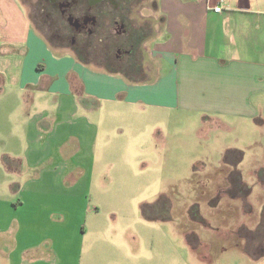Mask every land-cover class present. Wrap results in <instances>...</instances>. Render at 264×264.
I'll list each match as a JSON object with an SVG mask.
<instances>
[{
	"label": "crops",
	"instance_id": "obj_1",
	"mask_svg": "<svg viewBox=\"0 0 264 264\" xmlns=\"http://www.w3.org/2000/svg\"><path fill=\"white\" fill-rule=\"evenodd\" d=\"M141 4L142 19L131 22L142 28L141 49L130 60L119 59L125 67L117 71L111 62L89 68L92 61L79 53L75 57L67 47L51 54L21 3L0 0V106L14 102L15 95H29L17 99L24 113L9 116L11 131H0V167L14 189L0 196V264H69L75 256L65 215L54 228L46 203L54 200L67 208L78 196H38L37 191L62 186L72 193L94 183L100 157L95 145L107 125L101 122L111 119L100 113L103 103L243 123L261 139L253 148L264 152V0ZM217 5L220 13L213 11ZM24 105L35 112L26 117ZM3 156L16 163L13 169ZM259 179L264 181V171ZM244 187L246 196H230L241 201L240 209H233L241 216L239 247L248 264H264V207L255 211L245 205L252 191ZM101 232L110 234L112 228L88 229L92 240L78 250L79 261Z\"/></svg>",
	"mask_w": 264,
	"mask_h": 264
},
{
	"label": "rangeland",
	"instance_id": "obj_2",
	"mask_svg": "<svg viewBox=\"0 0 264 264\" xmlns=\"http://www.w3.org/2000/svg\"><path fill=\"white\" fill-rule=\"evenodd\" d=\"M18 1L48 45V52L68 50L61 49L69 48L61 38L68 35L64 34L67 28L54 13L51 20L45 18L42 10L49 9L43 0ZM141 5L131 12V22L136 25L142 19L138 14ZM49 21L54 26L50 27ZM55 28L63 34L55 37L51 34ZM107 48L104 39L95 41L86 55L81 53L86 61H92L87 67L94 68L93 62L102 64L105 50L114 68L123 69L124 63L113 56L115 49ZM25 97L29 95H15L14 102L0 106V131H11L9 116L23 115L17 99ZM24 107L26 117L35 112ZM100 113L111 119L101 122L107 125L101 127L95 145L100 157L94 183L72 193L62 186L37 191L38 196H78L67 208L54 200L46 203L54 228L61 216L66 217L68 243L75 252L69 264H84L86 260L88 264H248L236 234L241 216L237 218L233 210L240 209L241 201L230 196H245L246 186L252 192L245 205L255 211L260 205L264 207V181L259 179L264 171V152L253 148L261 139L246 124L205 121L196 114L105 103ZM25 119L19 122L20 127L26 124ZM3 162L12 169L16 164L8 157ZM238 175L245 184L241 187ZM4 176L0 167V196L14 191ZM211 199V205L218 207L210 205ZM210 210L219 213L208 215ZM147 214L156 218L144 217ZM92 226L100 230L110 227L112 233H97L96 246L79 261L78 250L92 240L87 234Z\"/></svg>",
	"mask_w": 264,
	"mask_h": 264
},
{
	"label": "flooded vegetation",
	"instance_id": "obj_3",
	"mask_svg": "<svg viewBox=\"0 0 264 264\" xmlns=\"http://www.w3.org/2000/svg\"><path fill=\"white\" fill-rule=\"evenodd\" d=\"M42 2V0H40ZM49 12L42 10L45 18L51 20L54 13L65 25L67 36L61 37L75 53H83L95 47L101 41H107V49H115L116 59L130 60L136 50L141 49V26L136 28L131 23L132 9L141 5L144 0H43ZM47 12V13H45ZM138 13V12H137ZM50 27L54 26L49 21ZM51 34H63L55 28ZM111 47V48H110ZM103 63L109 60L103 50Z\"/></svg>",
	"mask_w": 264,
	"mask_h": 264
},
{
	"label": "built area",
	"instance_id": "obj_4",
	"mask_svg": "<svg viewBox=\"0 0 264 264\" xmlns=\"http://www.w3.org/2000/svg\"><path fill=\"white\" fill-rule=\"evenodd\" d=\"M221 10H222L221 5H217V6H215V7L213 8V11H214L215 13H220Z\"/></svg>",
	"mask_w": 264,
	"mask_h": 264
},
{
	"label": "trees",
	"instance_id": "obj_5",
	"mask_svg": "<svg viewBox=\"0 0 264 264\" xmlns=\"http://www.w3.org/2000/svg\"><path fill=\"white\" fill-rule=\"evenodd\" d=\"M63 47V46H62ZM76 55H78V53H76ZM231 159V158H230ZM6 161V160H5ZM232 161L230 160L228 163H231ZM228 163H226V164H228ZM238 182H239V185H240V187H241V183H240V179H238ZM246 193H247V191H246ZM246 193H245V196H246Z\"/></svg>",
	"mask_w": 264,
	"mask_h": 264
}]
</instances>
